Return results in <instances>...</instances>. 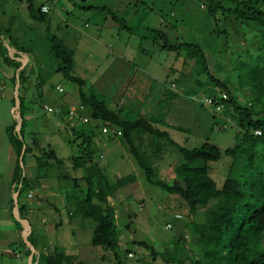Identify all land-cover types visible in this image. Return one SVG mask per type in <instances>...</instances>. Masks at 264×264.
Here are the masks:
<instances>
[{
  "label": "rangeland",
  "instance_id": "1",
  "mask_svg": "<svg viewBox=\"0 0 264 264\" xmlns=\"http://www.w3.org/2000/svg\"><path fill=\"white\" fill-rule=\"evenodd\" d=\"M9 1V5L0 4V23L4 26L7 25L6 20L14 21L19 29L18 37L23 39L20 46L34 50L39 58L37 62L40 64L32 66L34 71L31 74L40 75L44 85L33 86L30 90L32 97L41 94L40 100L54 106L67 100L76 105L81 103L79 85L56 72L59 60L51 51V37L56 35L62 38L69 31L71 35L67 46L75 50L74 75L86 80L84 90H95L107 100L109 106L122 109L125 119L154 116V126L167 131L172 140L187 148L200 147L208 142L217 145L224 153L225 149L240 142L237 117L232 109L229 114V106L226 110L215 112L193 99L194 95L202 97L215 88L202 67L201 72L197 71L193 60L185 63L184 58H177L174 52L161 50L158 46L163 43L162 39L157 41L149 37L148 28H163L170 37H176L174 40L196 37L202 44L209 37H221L218 43H212L210 52L214 54L208 52L209 70L216 77H227L238 88V98L244 100L246 97L237 83L238 72L234 66L239 63V52L247 44L244 37L257 35L246 25L231 28L229 23L219 20L216 24L212 19L209 27L201 28L207 9L202 0H51L52 10L44 21L30 15L28 0ZM43 1L35 0V6L39 7ZM89 5H106L110 10H99L97 14L83 9V6ZM87 21L90 27L85 26ZM216 28L222 32H210ZM227 28L230 36L225 43L227 30L224 29ZM135 73L139 76L129 81ZM60 82L64 88L62 93L55 88ZM172 93L174 98L170 97ZM19 94L23 95V91L20 90ZM40 104L35 106L38 109L35 118L26 119L23 128L26 141L29 144L37 142L35 153L26 154L27 172L31 171L28 164L34 154L41 156L44 151L50 153L54 150L64 161V172L74 177L84 175L82 168H73L71 160L73 155L78 154L81 138L75 145L70 144L69 140L74 137L67 130L68 122L57 120L55 113L43 110ZM259 108L257 106V110ZM85 115L91 116L90 110L87 109ZM96 123L91 118L89 123L77 127L97 130L94 138L96 159L106 176L111 181H117L135 174L136 180L120 188L111 198L117 208L120 247L107 250L93 245L90 239L86 246L93 252L89 253V257H82L83 260L87 259L82 264H192L193 258L198 257L195 246L200 251L203 249L198 241L196 225L205 221L210 206L200 208L192 218L184 199L147 182L135 158L128 152L125 140L106 133L103 135ZM151 137L145 134L136 143L146 151V157L158 175L172 182L176 178L175 168L184 162L183 156L166 139H155L162 148L160 156H157L155 147L151 146ZM232 164L233 158L225 154L220 160L209 163L210 174L219 187L228 177ZM242 164V161L236 162L231 173L239 175ZM55 169L56 166H53L50 171L54 173ZM44 170L33 168L36 174H40V171L44 174ZM58 183L61 189L59 180ZM63 209V219L71 220L70 209L67 205ZM177 214L181 217H176ZM86 223L87 231L84 233L91 232V237L93 229H89L94 227L95 222L87 219ZM167 223H171L172 228H166ZM141 241L148 247L140 244ZM152 248L156 254L152 253Z\"/></svg>",
  "mask_w": 264,
  "mask_h": 264
},
{
  "label": "trees",
  "instance_id": "2",
  "mask_svg": "<svg viewBox=\"0 0 264 264\" xmlns=\"http://www.w3.org/2000/svg\"><path fill=\"white\" fill-rule=\"evenodd\" d=\"M202 1L206 4L207 9L205 19H203L205 23L201 28L209 27L210 20L213 19L216 24L219 20L229 23L228 26L231 28L246 25L257 33L256 37H244L247 44L239 52L237 59L239 63L234 66L238 72L237 83L241 86L246 99L238 98V88L233 86L227 77L225 79L216 77L209 70L208 52L213 47L212 43H218L221 37H209L202 44L196 37H188L189 40H174L176 37H170L162 29H148L149 35L154 40L162 39L163 43L158 46L161 50L174 52L177 58H184L185 63L193 60L196 70L200 71L202 67V70L208 75L209 81L213 83L216 90L214 88L211 93L202 97L194 95L193 99L205 107L212 108L215 112L226 110L229 106V114L232 109L233 114L237 117L240 142L234 147L225 149L224 153L217 145L208 142L196 148H187L176 143L170 138L167 131L154 126V116L152 118L140 117L134 120L125 119L122 109L109 106L107 100L95 90L83 89L86 81L73 73L74 51L56 35L51 37V51L59 60L56 72L79 85L80 102L86 107V110H90L91 116L89 117L98 122L95 126L101 127V129L99 128L101 131L104 125H108L110 128L116 127L122 131L119 137L125 140L128 152L135 158L149 184L170 194L179 195L187 202L192 218L200 208L210 206L205 221L199 226L196 225L198 241L203 249L200 251L195 246L198 257L193 258L191 263L264 264V0ZM141 2L145 1L141 0ZM28 9L34 19L41 21L47 19L48 14L41 12L40 7L35 6V0H28ZM99 10L105 12L104 10L110 9L101 7ZM174 27L175 25L172 26V29ZM226 30L225 43L228 42L230 36L228 28L224 29V31ZM219 31L222 32L216 28V30L211 29L210 32L218 34ZM8 43L16 45L11 30L0 24V51L3 53V60L14 64L15 71H18L21 64L5 55V51H8ZM210 53L214 54L213 51ZM18 74V81L21 84L27 78V73L22 70ZM174 96V93L170 95L171 98ZM203 97L212 98L215 102L214 105L210 106L204 103ZM18 100L20 103L18 117L21 129L19 133L13 135V139L20 153L23 146L26 145V147L18 167L17 179L22 183H27L28 181L23 177V164L26 154L36 147L37 142L31 145L26 144L23 128L26 123L25 111L27 107L20 94ZM218 105L222 106L220 110L217 109ZM257 106L260 107L259 110H257ZM59 115L62 121L68 122L67 107L62 106ZM17 125L16 121L12 130H15ZM69 126L67 130L74 137L69 140V143L75 145L78 138L82 140L78 145V154L71 157L73 168L76 170L82 168L84 175L74 177L64 172L62 170L64 161L57 156L54 150H51L50 153L44 151L41 156H36V166L40 170L41 168L45 169L47 176H55L59 180L66 205L75 216L95 222L92 244L102 246L107 250H117L120 247L119 225L117 208L111 202V198L116 196V192L120 188L135 181L136 176L129 174L117 181L109 180L96 159L94 138L97 130ZM258 130L261 131L260 134L256 133ZM145 134L153 137H151V146L155 147L157 156H160L162 148L155 142V139H166L183 156L184 162L175 168L176 178L172 182H167L158 175L155 167L147 159L146 151L137 145L136 140L141 139ZM108 135L113 136V133ZM223 154L233 158L232 169L236 162L242 161L243 164L239 175H233L231 169L223 185L219 187L210 174L209 163L220 160ZM199 162L201 163L199 164ZM53 166L54 168L56 166L54 173L50 171ZM31 186L29 183L25 188ZM25 188H20V192H24ZM139 243L148 247L144 241ZM152 253L156 254L153 248ZM116 256L118 258L117 253ZM44 259L45 264L73 263V257L59 249L44 256Z\"/></svg>",
  "mask_w": 264,
  "mask_h": 264
},
{
  "label": "crops",
  "instance_id": "3",
  "mask_svg": "<svg viewBox=\"0 0 264 264\" xmlns=\"http://www.w3.org/2000/svg\"><path fill=\"white\" fill-rule=\"evenodd\" d=\"M140 1L136 0L135 2ZM48 2L50 4L51 0ZM9 3L11 2H8V0H0V4L3 6L9 5ZM42 4L48 3L44 0ZM51 5L52 3L50 4L52 10ZM97 7L109 9L106 5L83 6V9L99 14L100 8ZM6 15L4 14V16ZM6 22L7 25H4V27L11 30L16 45L13 46L8 43V51H5V55H8L13 61L21 65L18 71H15L14 64L4 61L2 57L3 53L0 51V264H45L44 256L50 255L58 249L73 257L72 264H82L87 262V259L83 260L82 257H89L91 255L89 253L93 252L86 246V242L90 239L92 240V236L90 237L89 235L91 232L84 233L88 224L86 223L87 219L75 216L71 210L69 214L72 215V219H63V207H66V202L57 178L51 175L47 176L46 173L42 174L41 171L40 174H36L33 171V168H37L36 155L34 154V158L31 157V161L28 164L29 169H31L30 172L26 170V163L24 162L23 164V177L28 182L22 183L17 179L18 167L22 161L26 147L24 145L20 153L13 139V135L17 132L19 133L21 129L18 117L20 104L18 96L20 90L21 92L23 91V95L21 96L24 98V104L27 107L25 117L28 120H32L38 111L35 106L40 104L42 100H40L41 94L38 97L34 95L32 97L30 90L33 86L43 87L42 85L44 84L42 83L44 81L40 75L34 76L31 74L34 71V67L32 69V66L39 63L37 62L39 59L38 54L34 50L20 46V44L23 45V39L22 37H18L19 33L17 34V32H19V29L15 26V22H9L8 20ZM88 22L85 23L86 27H90V23ZM107 26L109 25L105 27ZM162 30L167 31L163 28ZM70 35L71 32L68 31L61 38L66 45L70 39ZM148 36L150 37V35ZM69 47L73 49V47ZM19 48L22 49L24 55L20 53ZM73 51L75 56V50L73 49ZM22 70L26 71L27 78L22 81L20 86L18 72ZM137 76L139 75L135 73L129 78V81L134 80V77ZM61 84L60 82L57 85ZM129 88L131 89L132 86ZM46 105L53 108H60L62 106L68 108L74 104L69 103V100L62 103L59 102L56 106L43 101L40 104L43 110H46ZM52 113H55V118L61 121L60 112ZM16 121L18 125L15 130H12ZM24 138L26 141L25 133ZM26 144L31 145L27 141ZM35 150L36 148L34 147L29 153H35ZM29 183L32 186L26 189L25 186ZM22 187L26 190L21 193L20 188ZM30 193H32L31 196H29ZM90 226L92 225L90 224ZM91 229L94 230V227L89 230Z\"/></svg>",
  "mask_w": 264,
  "mask_h": 264
},
{
  "label": "built area",
  "instance_id": "4",
  "mask_svg": "<svg viewBox=\"0 0 264 264\" xmlns=\"http://www.w3.org/2000/svg\"><path fill=\"white\" fill-rule=\"evenodd\" d=\"M41 12L43 13H49L51 11V7L48 4H43L40 7ZM56 89L59 92H64V88L62 85H57ZM203 102L212 106L214 105V101L212 98L209 97H203L202 98ZM222 108L221 105L217 106V109L220 110ZM45 109L49 112H60L61 111V107L60 108H53L51 106H45ZM86 110V107L80 103L78 105L74 104L68 107V115H67V120L69 122L70 127H76L80 124H86L89 123L91 121V118L85 114H83V112ZM102 132L106 133L107 135L109 133H113L114 137H119L122 134V131L119 129H112L110 128V126L108 125H104L102 127ZM256 133L260 134L261 131H256ZM32 193L29 194V196H31ZM141 207L144 206V204H140ZM176 217L180 218L181 215L177 214ZM166 228H172V224L171 223H167ZM130 256H133L132 253H129Z\"/></svg>",
  "mask_w": 264,
  "mask_h": 264
}]
</instances>
